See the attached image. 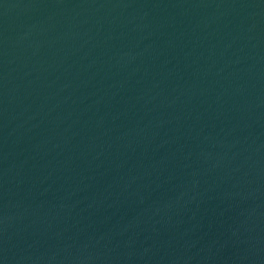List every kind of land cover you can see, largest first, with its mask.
<instances>
[{"label": "water", "instance_id": "95a60500", "mask_svg": "<svg viewBox=\"0 0 264 264\" xmlns=\"http://www.w3.org/2000/svg\"><path fill=\"white\" fill-rule=\"evenodd\" d=\"M0 264H264V0H0Z\"/></svg>", "mask_w": 264, "mask_h": 264}]
</instances>
